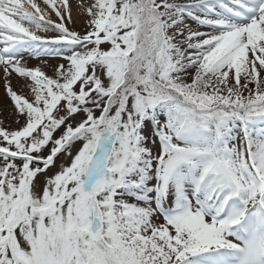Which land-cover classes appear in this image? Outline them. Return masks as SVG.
<instances>
[{
	"label": "snow or ice",
	"instance_id": "1",
	"mask_svg": "<svg viewBox=\"0 0 264 264\" xmlns=\"http://www.w3.org/2000/svg\"><path fill=\"white\" fill-rule=\"evenodd\" d=\"M76 7L0 0V264H264V0Z\"/></svg>",
	"mask_w": 264,
	"mask_h": 264
},
{
	"label": "rangeland",
	"instance_id": "2",
	"mask_svg": "<svg viewBox=\"0 0 264 264\" xmlns=\"http://www.w3.org/2000/svg\"><path fill=\"white\" fill-rule=\"evenodd\" d=\"M77 2L78 0H70V3L72 4V16H73V21L74 23L70 25V27L78 30V31H83L85 27V20L86 17L81 15L78 10H77ZM53 19H55V16H53ZM30 64L36 63L34 60L29 61ZM49 63H55V61H49ZM46 71L50 72V68H46ZM2 73H0V106H3L7 104V100L4 96V81L2 79ZM15 78V77H14ZM16 79V78H15ZM15 79L12 80V86L16 88L17 90L20 89V82L16 81Z\"/></svg>",
	"mask_w": 264,
	"mask_h": 264
},
{
	"label": "bare ground",
	"instance_id": "3",
	"mask_svg": "<svg viewBox=\"0 0 264 264\" xmlns=\"http://www.w3.org/2000/svg\"><path fill=\"white\" fill-rule=\"evenodd\" d=\"M13 79H15V78H13ZM16 81H18L17 79H15Z\"/></svg>",
	"mask_w": 264,
	"mask_h": 264
}]
</instances>
